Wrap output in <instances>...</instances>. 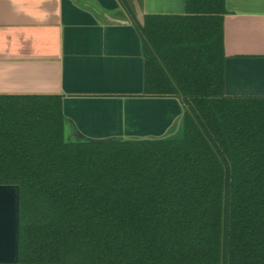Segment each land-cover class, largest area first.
<instances>
[{
    "label": "trees",
    "instance_id": "obj_1",
    "mask_svg": "<svg viewBox=\"0 0 264 264\" xmlns=\"http://www.w3.org/2000/svg\"><path fill=\"white\" fill-rule=\"evenodd\" d=\"M146 15L143 96L179 135L66 142L59 95H0V185L17 264H264V96L225 93L224 0Z\"/></svg>",
    "mask_w": 264,
    "mask_h": 264
},
{
    "label": "crops",
    "instance_id": "obj_2",
    "mask_svg": "<svg viewBox=\"0 0 264 264\" xmlns=\"http://www.w3.org/2000/svg\"><path fill=\"white\" fill-rule=\"evenodd\" d=\"M225 93L264 96V0H224ZM184 0H0V95H59L64 139L179 132L176 98L143 96L146 15Z\"/></svg>",
    "mask_w": 264,
    "mask_h": 264
},
{
    "label": "water",
    "instance_id": "obj_3",
    "mask_svg": "<svg viewBox=\"0 0 264 264\" xmlns=\"http://www.w3.org/2000/svg\"><path fill=\"white\" fill-rule=\"evenodd\" d=\"M178 101L189 112L179 93ZM64 119V130H65ZM122 139H84L76 142L116 141ZM66 141V140H65ZM67 142V141H66ZM19 259V188L0 185V264H17Z\"/></svg>",
    "mask_w": 264,
    "mask_h": 264
},
{
    "label": "rangeland",
    "instance_id": "obj_4",
    "mask_svg": "<svg viewBox=\"0 0 264 264\" xmlns=\"http://www.w3.org/2000/svg\"><path fill=\"white\" fill-rule=\"evenodd\" d=\"M177 135H179V133Z\"/></svg>",
    "mask_w": 264,
    "mask_h": 264
}]
</instances>
